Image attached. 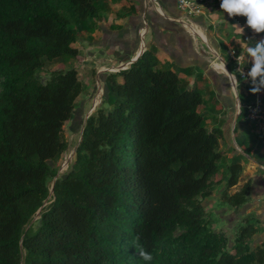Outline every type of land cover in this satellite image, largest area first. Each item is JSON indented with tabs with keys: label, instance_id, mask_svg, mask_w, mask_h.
<instances>
[{
	"label": "trees",
	"instance_id": "obj_1",
	"mask_svg": "<svg viewBox=\"0 0 264 264\" xmlns=\"http://www.w3.org/2000/svg\"><path fill=\"white\" fill-rule=\"evenodd\" d=\"M102 11L100 0H0V264H264L253 214L231 228L230 242L202 202L225 181L214 207L238 208L250 189L228 192L245 157L226 156L221 125H207L201 109L213 111L215 92L189 85L151 47L107 74L102 104L58 174L64 125L85 86L74 67L54 68L44 82L37 72L45 61L79 59L78 29L93 32ZM237 90L247 135L234 137L251 155L250 142L260 147L264 136L244 124L249 96L239 80Z\"/></svg>",
	"mask_w": 264,
	"mask_h": 264
},
{
	"label": "crops",
	"instance_id": "obj_2",
	"mask_svg": "<svg viewBox=\"0 0 264 264\" xmlns=\"http://www.w3.org/2000/svg\"><path fill=\"white\" fill-rule=\"evenodd\" d=\"M100 3L103 6V11L101 17L96 21L95 30L91 33L79 30V41L77 40L78 43L76 42L74 45L79 51L78 62L86 51L90 58V63L94 64L97 62L100 66L125 64L137 56L138 52L143 49L142 46H145V49L151 47L158 59L162 62H168L171 69L178 73L188 84L192 82L190 85L196 84L201 89L202 84L209 85V89L213 90L216 96V90L210 85L209 72L211 70L208 68L210 67L208 64L210 60L206 56L204 48L208 46L213 53H217L207 43L208 37L211 38L213 31L217 30L216 26H214L215 20L209 18V16L214 17L215 13L219 12V21L227 22L229 35L227 34L226 40L220 42L219 46L220 48L222 44L226 46V56H228V50L232 47L234 49L235 46L236 50L238 49L236 53L241 57L242 63L245 66H250L251 64V58L247 54V49L254 46L261 39L256 40V42L252 41L247 48L240 49V47H244V43L239 39L243 35V31L232 28L237 27V22L240 19L245 24L246 18L235 17L234 21L230 19L227 13H223L220 10L218 5L220 4V0H205L202 6V14L197 16H186L177 8L175 0H100ZM214 6L215 8H213ZM144 21L147 25L143 24ZM185 23H192L194 27H189ZM222 27L224 26L218 28L219 32H223L224 28ZM141 28L146 29V31L143 42L141 41L139 45L138 34ZM146 35H148L147 38ZM261 35L264 37V32ZM84 43H87V48L83 47V45L85 46ZM238 43L239 45H237ZM82 61L84 62L85 60L82 59ZM206 62L208 67L206 66ZM229 63L233 67L232 62L229 61ZM211 68L218 73H226L223 66L213 61H211ZM186 69L192 71L190 76H185L182 73V70ZM261 94L264 100V89L261 90ZM218 100L220 102L219 98ZM248 123V120L244 121L245 125ZM223 131V143L226 149L229 150L225 155L228 154L229 157L237 155L238 153L236 154L234 151L235 139L234 141L232 139L234 136L230 135L229 132H225L224 129ZM239 131H242V128H239ZM261 133L263 134L264 132ZM249 146L251 148V155L239 149V153L245 157L241 158L243 171L238 183L228 190L229 193L232 191L234 193L242 185L249 183L248 198L238 208L230 209L226 206L217 208L218 210L215 212L225 222L224 225H219L223 230H227L228 226L232 228L238 225V221L251 213L258 221V224L261 225L258 233L264 231V164H260L255 157L257 148V150L264 153V143L258 147L251 141ZM224 184L225 181H222L216 191L214 190L213 194L206 198L207 200L213 199V205L217 199L215 197H220L219 193L224 188ZM203 203L208 207V203L205 200ZM261 242H264V240L255 243Z\"/></svg>",
	"mask_w": 264,
	"mask_h": 264
},
{
	"label": "rangeland",
	"instance_id": "obj_3",
	"mask_svg": "<svg viewBox=\"0 0 264 264\" xmlns=\"http://www.w3.org/2000/svg\"><path fill=\"white\" fill-rule=\"evenodd\" d=\"M218 5H215V6H218ZM215 6L213 8H215ZM219 14H220L219 12H216L214 17L209 16V18H212L213 20H215L214 26H216L217 30L213 31L212 37L211 38L208 37V39H207L208 45H210L213 48V50H215V52H217V54L213 53L208 46H205L204 48L206 50V56L210 60V63L208 62L210 67H208V64L206 62V66L208 68H210V70H211L209 72L210 73V81H211L210 85H212V88L214 90H216L217 96L220 99L221 103L219 101H216L215 98H213V99L211 98L212 100L209 102L212 104H208V105H210L209 110L213 109V111L208 112L207 107L203 108L201 110H202V113L206 116L207 125L209 127H211L213 124H218V125H221V127L225 130V132H229L230 135H232V136L236 135L239 138H241V137L244 138L246 133L243 131H239V128H241V126H240L241 122L235 121V123H234V117L237 113V104H236L235 93L231 87L230 80L228 79L226 74L218 73L216 71H213V69L211 68V61H213L214 63L219 64L220 66H223L224 70L226 72L225 66L221 62L220 58H222V60L224 61V63L226 65L228 64V67L233 68L232 65H230V63H229L228 56H226L227 52L224 53L219 46V43L224 42L226 40L227 36L229 35L228 34L229 28L227 27V22L219 21L220 20V16L218 17ZM235 17H240V18L242 17L243 19H245V17H243V16H234V17H230V19H233V21H234ZM220 26H224V27H222V28H224L223 32H219L218 28H220ZM232 29H235L238 31H243V35H241L240 36L241 38H239V39H241V41L244 43V47H240V49L247 48L252 41L256 42V40H259L262 37L261 33H263V32H261L259 34L254 33L251 29H249L246 26V24H244L242 22V19H240L239 22H237V27H233ZM78 30H80V29H78ZM79 32H78V35H80ZM147 37H148V35H146V38ZM206 37H207V35H206ZM138 38L140 40L139 41V45H140V42L142 41V38L140 37V31L138 34ZM213 38H215L216 41ZM84 44H85V46L83 45V47L87 48V43H84ZM237 45H239V43ZM234 50L237 51L238 49L236 50V48L234 46ZM218 56L220 58H218ZM82 59L85 61L83 62ZM82 59L79 62H78L79 59L70 60L68 62L66 61V62H62V63L61 62H59V63L58 62H55V63L54 62H52V63L48 62L49 65H46V61H45L43 68L37 72L38 79L44 82L45 80H47L50 70L57 68V67L62 68V69H68V68L74 67L77 69L78 77H79L80 81L85 86L83 93L80 96H78V98H77L76 105H75L74 111H73V115L71 116L69 121L67 123H65V125H64V132H65L66 139L68 142V147H67V150L64 152L63 157L61 158V160L59 162L58 174H64L65 171L69 168V166L73 160L74 150H75V147L77 146V144L79 142L81 131H82V125H83L85 119L94 111V109L96 107H98L102 104V98H103V95L105 94V81H104L105 77L109 73L116 72L117 69L119 68V66L123 65L120 63V64H110V65L108 64V65L100 66L97 64V62L94 64L90 63V58L88 56V53H86V51L84 52V56L82 57ZM237 83H238V81L236 82V92L238 95ZM190 84H192V82H190ZM186 85H188V84H186ZM209 87H210L209 85L206 86V84L205 85L202 84V90H205V92H208L206 89L209 90ZM208 97H209V95L204 93V98L208 99ZM208 100H210V99H208ZM239 103H240V100H239ZM211 105L213 106V108ZM240 107H241V103H240L239 108ZM209 114H212L213 118L211 117V115L209 116ZM233 125H234V128L236 126V132L237 133H235V132L233 133V131H232ZM255 130H253L254 135L260 133L261 136H264V133L263 134L261 133L264 131H259V130L255 131ZM232 139L234 141L235 137ZM220 144H221V150L224 153L229 152V150L226 149V146L224 145L223 141H221ZM234 151L236 152V154L239 153V149L236 146L235 141H234ZM226 156L229 157L228 154H226ZM220 177H221V173H218V175L215 176V179H220ZM237 187H238V185H237ZM219 190H220V188H219ZM230 193H233V191ZM50 194H51V192H50ZM204 200L206 203H208V208H210L209 210H213V211L218 210L217 208H215L218 205H215V207H214V205L212 203L213 199L212 200L204 199ZM204 200H202V202ZM210 203H212V204H210ZM47 204H48V202L45 203L44 205H47ZM37 217H38V215L36 214L35 218H37ZM219 223L221 224L222 221L220 220ZM257 224H258V222H257ZM219 227L220 226L217 224L216 229H218ZM228 229H230L228 231V236H229V240L231 242V238H232L231 235L233 234V232H232V229L230 226H228ZM254 237H255L254 242L263 241L264 240V231L256 234ZM260 239H262V240H260Z\"/></svg>",
	"mask_w": 264,
	"mask_h": 264
},
{
	"label": "clouds",
	"instance_id": "obj_4",
	"mask_svg": "<svg viewBox=\"0 0 264 264\" xmlns=\"http://www.w3.org/2000/svg\"><path fill=\"white\" fill-rule=\"evenodd\" d=\"M219 8L229 17H245L246 26L254 33L264 32V0H220ZM247 54L251 64L246 73H241V78L250 82V91L256 93L264 89V37L249 47ZM133 245L139 258L145 262L152 261L151 252L138 243Z\"/></svg>",
	"mask_w": 264,
	"mask_h": 264
},
{
	"label": "built area",
	"instance_id": "obj_5",
	"mask_svg": "<svg viewBox=\"0 0 264 264\" xmlns=\"http://www.w3.org/2000/svg\"><path fill=\"white\" fill-rule=\"evenodd\" d=\"M177 8L184 13L186 16H197L199 14H202V6L205 2V0H175ZM144 25H147L146 22H143ZM189 27H194L193 24L185 23ZM146 29L141 28L140 29V37L143 38L145 35ZM143 49H145L144 46H142ZM228 57L229 61L233 64V77L235 79V82L238 80L242 82V86L245 89L246 93L249 96L248 101L245 103L246 108V119L254 123L259 131H264V100L263 96L261 94V91L253 93L250 91L251 84L250 82H245L241 78L242 72H247L248 68L250 66H245L242 63L241 57L236 53V51L233 48H230L228 50ZM130 62H127L119 68L124 69L129 65ZM118 71V69H117Z\"/></svg>",
	"mask_w": 264,
	"mask_h": 264
},
{
	"label": "water",
	"instance_id": "obj_6",
	"mask_svg": "<svg viewBox=\"0 0 264 264\" xmlns=\"http://www.w3.org/2000/svg\"><path fill=\"white\" fill-rule=\"evenodd\" d=\"M145 49H142V50H140L139 52H138V54H137V56L133 59V60H131V61H129L130 63H132L133 61H135L137 58H138V56L144 51ZM215 54H217V53H215ZM218 58H220L219 56H218ZM220 60H221V62L224 64V66H225V69H226V76L228 77V79L230 80V83H231V87H232V89H233V91H234V93H235V98H236V104H237V113H236V115H235V117H234V123H235V121L237 120V118H238V115H239V113H240V108H239V106H240V103H239V97H238V95H237V92H236V82H235V79H234V77H233V75H232V73L230 72V70L228 69V67H227V65L224 63V61L222 60V58H220ZM129 63V64H130ZM125 68H127V67H125ZM124 68V69H125ZM121 68H118V70H120ZM233 129H234V125H233V128H232V131H233ZM236 143V142H235ZM236 146L238 147V149H240L239 148V146L237 145V143H236ZM53 191V186H51V188H50V192H52ZM40 211V209L37 211V213Z\"/></svg>",
	"mask_w": 264,
	"mask_h": 264
},
{
	"label": "bare ground",
	"instance_id": "obj_7",
	"mask_svg": "<svg viewBox=\"0 0 264 264\" xmlns=\"http://www.w3.org/2000/svg\"><path fill=\"white\" fill-rule=\"evenodd\" d=\"M213 69V68H212ZM214 70V69H213Z\"/></svg>",
	"mask_w": 264,
	"mask_h": 264
}]
</instances>
